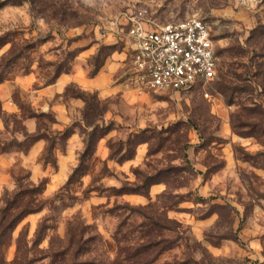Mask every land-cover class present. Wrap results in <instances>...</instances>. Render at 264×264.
<instances>
[{"label": "rangeland", "instance_id": "374dc122", "mask_svg": "<svg viewBox=\"0 0 264 264\" xmlns=\"http://www.w3.org/2000/svg\"><path fill=\"white\" fill-rule=\"evenodd\" d=\"M140 5L161 22L206 18L216 76L186 90L140 89L123 17ZM1 37L0 57L10 51L14 61L0 82V146L22 138L27 121L57 145L56 166L0 149V199L17 175L48 181L44 207L4 248L9 263L20 254L26 264H58L53 247L85 232L83 252L108 261L155 239L159 257L146 264H264V0H0ZM111 61L112 94L74 81L53 100L67 104L74 132L62 150L66 123L51 124L60 117L46 108L45 87ZM93 136L94 155L70 179Z\"/></svg>", "mask_w": 264, "mask_h": 264}, {"label": "built area", "instance_id": "2783aa9c", "mask_svg": "<svg viewBox=\"0 0 264 264\" xmlns=\"http://www.w3.org/2000/svg\"><path fill=\"white\" fill-rule=\"evenodd\" d=\"M123 17L132 38V78L140 89L186 90L216 76L219 56L206 18L161 22L144 5Z\"/></svg>", "mask_w": 264, "mask_h": 264}, {"label": "trees", "instance_id": "16d2710c", "mask_svg": "<svg viewBox=\"0 0 264 264\" xmlns=\"http://www.w3.org/2000/svg\"><path fill=\"white\" fill-rule=\"evenodd\" d=\"M4 39V37L0 38V46L4 44ZM13 61L14 57L10 51L4 53L0 57V82L7 78L9 71L7 68H9L8 66H10ZM95 73L96 71L93 74ZM68 86L69 85H67V87ZM41 115L44 116L46 114L41 113ZM34 116L36 117L35 114L29 115V118ZM96 116L100 117L99 119L101 120L103 119V113L101 111L96 110ZM51 121L53 122L55 119L52 118ZM91 123H94V121ZM87 125L89 126L91 124L87 123ZM70 127L71 125L57 133V138L61 140V143L64 142L61 148L62 150L66 149L67 141L74 133L73 131H70ZM40 131L39 125L35 132H30L27 127H24L22 138L14 137L13 143H5V145L9 146V148L6 146H0V149L3 152H9L13 148L12 146H15L17 149L16 152H27L35 142L43 139L46 141L43 158L46 163H51L56 166L57 159L56 156L54 157L53 155L54 151L57 149L56 142L53 140L51 135L43 134ZM105 134L106 133L101 134L98 138H102ZM85 143L86 148L80 156V163L74 169L70 179H72L76 173L85 169L84 163L87 157L89 155L93 156L95 153L94 146L97 143L96 138L94 136L90 137ZM16 181V187L13 190L7 189L0 199V264H26V262L23 261L24 256H20V254L15 262L9 263L5 258L4 248L9 244V242H11L10 240L12 239L14 229L24 219V217L32 212L39 211L44 207V203L41 200L40 195L46 189L48 183L46 179L34 182L29 179L28 175L26 177L17 175ZM44 225V221L39 225L37 232L39 235ZM148 225L159 226L158 223L152 222L151 224H142L141 227ZM85 236L84 232L82 236L78 238L68 237L66 240L59 243L56 248L53 247V250L55 249L61 254V260L58 264H146L147 262L156 261L159 257L158 248L161 242L153 239L147 242L131 245L121 251H118L113 260H103L91 255L90 253L86 254L83 252V248L89 242V239H86ZM21 239L22 238L20 237L19 242ZM95 240V238H91L90 243H93ZM19 250H21L20 244Z\"/></svg>", "mask_w": 264, "mask_h": 264}, {"label": "crops", "instance_id": "0c3cea01", "mask_svg": "<svg viewBox=\"0 0 264 264\" xmlns=\"http://www.w3.org/2000/svg\"><path fill=\"white\" fill-rule=\"evenodd\" d=\"M116 68V65L114 62H110L107 64V66L103 67L101 70L97 71L95 74H86V71L84 70H77L71 74H63L61 75L57 81L53 82L52 84H49L48 86L45 87V98H46V108L49 109L50 111L54 112L55 115L60 118L55 119L51 124H58L60 121L61 123H66L60 130H64L66 127L71 125V122L69 120H64V111H67V104L64 102H57L59 103L58 106L55 101V97L58 94H62L65 90L66 87L69 83L71 82H78L82 84L85 88L88 89H93L99 91L100 95L102 97H106L110 94L113 93V91L117 90L118 86L113 84L112 81L114 79V70ZM53 101V102H51ZM32 119V118H28ZM28 131L30 132H35L38 127V123H30L27 121L25 123ZM3 126V123H0V128ZM64 127V128H63ZM72 137V136H71ZM46 146V141L41 139L38 140L33 144V146L27 151L22 153H35L36 157L41 154L42 159L43 158V152L45 150ZM109 156V151L108 154ZM58 156V153H57ZM63 157H59V161H61ZM45 162V160H44Z\"/></svg>", "mask_w": 264, "mask_h": 264}]
</instances>
